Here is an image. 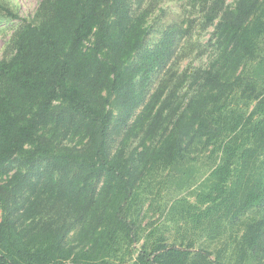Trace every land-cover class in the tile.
<instances>
[{
  "label": "trees",
  "instance_id": "1",
  "mask_svg": "<svg viewBox=\"0 0 264 264\" xmlns=\"http://www.w3.org/2000/svg\"><path fill=\"white\" fill-rule=\"evenodd\" d=\"M186 1L199 17L153 49L154 0H42L24 19L0 60V264H224L164 236L134 258L148 179L210 148L218 164L188 178L193 230L219 236L248 216L228 252L264 264V0ZM197 24L214 29L209 68L149 95Z\"/></svg>",
  "mask_w": 264,
  "mask_h": 264
},
{
  "label": "rangeland",
  "instance_id": "2",
  "mask_svg": "<svg viewBox=\"0 0 264 264\" xmlns=\"http://www.w3.org/2000/svg\"><path fill=\"white\" fill-rule=\"evenodd\" d=\"M154 1L158 4V8L149 20V26L152 27L149 36L151 49L154 48L155 44L151 39L157 41L159 36L165 32V29L172 26L174 22L181 23L183 19H193L195 16L199 17L196 14V10L193 11V8L187 5L186 0ZM233 1L228 0L229 3ZM3 2L13 8L21 18H4V13L0 9V60L5 56V49L8 42L20 26L26 22L24 19L31 20L34 17L42 0H0V3ZM145 3L148 5V2ZM194 30V37L192 31V37L190 39L185 37L179 42L177 54L179 53L180 59L175 57L174 61L170 64L169 70L155 72L151 81L152 87L149 90V95H152L159 84L165 79L172 83H179L183 80L182 75L184 73L191 75L197 69L209 68L210 63L215 58L214 49L210 43L214 29L210 28L208 31L202 33L197 24ZM188 92L189 88L186 85L179 92L180 100L185 99L183 96ZM147 101L144 102L143 106ZM143 106L132 117L129 124L136 119L142 111ZM210 149L192 152L187 158L186 167H183L181 172L178 170L176 173L173 172V174L171 171H159L148 179L145 185L148 188H146L147 192L144 196L138 223L141 240L135 245L134 258L137 257L138 252L145 243L147 246H151L157 240L158 236H164L166 238V244L177 246L187 245L195 239L197 241L196 249L207 250L212 254L211 260H216L218 252L222 251L225 260L224 264H232L234 260L230 252H228L229 245L226 242L231 237L233 239L237 237L238 233L242 235L244 232L243 223H246L247 219L250 221L248 216L239 220L235 229H226L219 236H217V233L204 230V228H199L197 231L193 230V203H196L198 192L194 194L196 187L193 186V181H188V178L193 179V170L207 175L210 173L211 168H214L218 164L215 158H212V154L209 152ZM193 157H196L194 162ZM175 204L179 207L182 206L185 210L184 213L178 214L177 211H174L172 205ZM248 215L251 216V214ZM155 228L158 229L157 235L153 231ZM122 254H126V251L123 250ZM126 258L128 259L127 254Z\"/></svg>",
  "mask_w": 264,
  "mask_h": 264
}]
</instances>
